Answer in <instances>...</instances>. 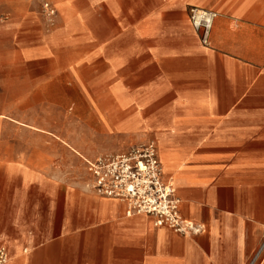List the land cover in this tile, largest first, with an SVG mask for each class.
<instances>
[{
	"label": "crops",
	"instance_id": "obj_1",
	"mask_svg": "<svg viewBox=\"0 0 264 264\" xmlns=\"http://www.w3.org/2000/svg\"><path fill=\"white\" fill-rule=\"evenodd\" d=\"M55 2L54 35L71 66L65 86L82 93L98 135L117 144L89 153L61 145L65 168L53 155H0V172L15 183L9 211L0 193V216H12L0 223L7 264H248L264 241V0H82L91 19L75 0ZM192 7L218 14L208 47ZM81 65H92V79ZM148 141L181 216L201 233L128 216L126 202L92 189L75 155Z\"/></svg>",
	"mask_w": 264,
	"mask_h": 264
},
{
	"label": "rangeland",
	"instance_id": "obj_2",
	"mask_svg": "<svg viewBox=\"0 0 264 264\" xmlns=\"http://www.w3.org/2000/svg\"><path fill=\"white\" fill-rule=\"evenodd\" d=\"M47 3L55 9V17L46 10ZM75 5L92 18V9L82 0H75ZM59 17L55 0H0V155L12 156L20 150L40 156L43 162L53 155V166L65 168L66 162L60 164L61 145L76 148L79 144L89 153L117 141L98 135L101 123L89 118L90 105L78 102L82 93L65 86L71 66L62 37L54 35ZM80 71L85 80L94 77L92 65H81ZM83 90L89 95L96 92L94 88ZM69 151L75 154L72 148ZM102 154L108 153L95 157ZM75 155L86 164L94 158L83 152ZM14 189L13 179L0 172L6 211ZM11 218L0 216V223Z\"/></svg>",
	"mask_w": 264,
	"mask_h": 264
},
{
	"label": "built area",
	"instance_id": "obj_3",
	"mask_svg": "<svg viewBox=\"0 0 264 264\" xmlns=\"http://www.w3.org/2000/svg\"><path fill=\"white\" fill-rule=\"evenodd\" d=\"M51 17L56 11L45 5ZM218 17L215 11L192 7L189 20L200 43L210 45L211 32ZM91 187L101 196L124 201L127 215L152 217L156 226H167L182 235L201 233L202 227L183 219L180 199L172 182L166 181L164 169L154 141L133 145L127 150L98 156L87 162ZM10 256L6 244L0 243V264H7ZM264 261V241L248 264Z\"/></svg>",
	"mask_w": 264,
	"mask_h": 264
}]
</instances>
